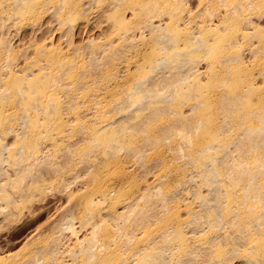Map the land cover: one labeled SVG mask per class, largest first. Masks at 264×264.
<instances>
[{"label": "bare ground", "instance_id": "obj_1", "mask_svg": "<svg viewBox=\"0 0 264 264\" xmlns=\"http://www.w3.org/2000/svg\"><path fill=\"white\" fill-rule=\"evenodd\" d=\"M51 199L0 264H264V0H0V234Z\"/></svg>", "mask_w": 264, "mask_h": 264}, {"label": "rangeland", "instance_id": "obj_2", "mask_svg": "<svg viewBox=\"0 0 264 264\" xmlns=\"http://www.w3.org/2000/svg\"><path fill=\"white\" fill-rule=\"evenodd\" d=\"M169 150H170V146L164 144V145H161L159 148H157L155 151H153L152 153H150L148 155V157H147L148 164H154L155 162H158V161L160 163V166H159L156 174L149 176V178L154 179L156 177L167 176V177L171 178L172 180L182 179V177H183L182 173L184 171L183 170L176 171L174 168H171L168 164L172 160V157H171L172 153ZM143 185H144V183L139 184V187H142ZM113 187H115V189H119L121 187V181L120 180L115 181ZM110 190H111L110 188L105 187L103 189V192L105 193V192H108ZM134 190L136 191L137 189H134ZM51 200L52 201L49 200L50 203H46V205H44V207L41 208V210L35 211L32 215H28V213L24 211L23 218H22L21 223L19 225L10 229L9 232H7V231L1 232V234H0V247H2V248L7 247L8 248V247L12 246L13 247L12 248V254L14 252L15 254L22 255L24 253V250H25V247L22 246V242L24 241L25 237H27L28 235H31V234L33 235V234L40 232V231H42V236H44L46 234V232L44 231V228H46L48 223H49L48 217L54 213V209H55L56 205H58V204H56V202H57L56 200H54V199H51ZM62 201L63 200H61V202ZM108 206H109V204H108ZM53 207H54V209H53ZM25 235H27V236H25ZM141 238H143V237H141ZM37 240L38 239H35L33 241V243L37 242ZM32 246L33 245H29V248H31ZM7 248H5V249H7Z\"/></svg>", "mask_w": 264, "mask_h": 264}]
</instances>
